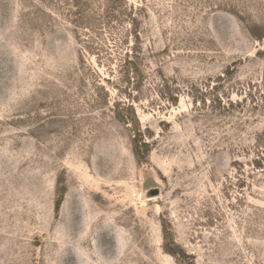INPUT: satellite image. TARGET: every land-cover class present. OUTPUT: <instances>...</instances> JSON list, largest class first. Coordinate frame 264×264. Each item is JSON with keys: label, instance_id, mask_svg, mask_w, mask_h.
Masks as SVG:
<instances>
[{"label": "rangeland", "instance_id": "obj_1", "mask_svg": "<svg viewBox=\"0 0 264 264\" xmlns=\"http://www.w3.org/2000/svg\"><path fill=\"white\" fill-rule=\"evenodd\" d=\"M0 264H264V0H0Z\"/></svg>", "mask_w": 264, "mask_h": 264}]
</instances>
